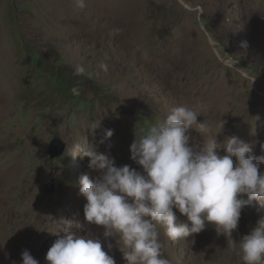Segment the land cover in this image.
<instances>
[{"label": "rangeland", "instance_id": "374dc122", "mask_svg": "<svg viewBox=\"0 0 264 264\" xmlns=\"http://www.w3.org/2000/svg\"><path fill=\"white\" fill-rule=\"evenodd\" d=\"M185 2L201 10L180 0H85L83 8L77 0H0V264H22L25 250L48 264L46 253L68 223L86 225L115 264H125L118 238L84 219L79 180L98 175L79 152L85 138L115 166L142 172L130 145L171 108L187 105L210 134L223 123L221 155L226 138L237 136L264 156V0ZM78 65L85 75H73ZM107 129L114 134L100 143ZM187 134L191 145L203 144L194 128ZM55 136L66 149L52 159ZM261 219L264 204L253 201L232 239ZM158 231L171 264H243L212 223L175 242L163 226Z\"/></svg>", "mask_w": 264, "mask_h": 264}, {"label": "clouds", "instance_id": "9594fccd", "mask_svg": "<svg viewBox=\"0 0 264 264\" xmlns=\"http://www.w3.org/2000/svg\"><path fill=\"white\" fill-rule=\"evenodd\" d=\"M180 3L188 11L201 10L185 0ZM77 5L85 7V0H77ZM99 67L108 71L104 62ZM85 74L82 65L73 72L77 77ZM71 92L79 96V86H73ZM200 115L187 105L173 107L162 121L136 137L130 145V158L142 172L128 165L115 166L114 158L99 153L87 138L79 145L81 155L89 158V169L98 173L93 178L84 174L79 180V194L86 200L84 219L87 225L102 226L105 238H118L125 264H171L163 255L158 225L175 242L200 233L206 222L228 237L231 247L238 248L243 264H264V219L250 234L232 239L242 209L253 201L264 204V174L259 172L264 156H254L252 146L237 136L226 138L225 154L221 155L217 134L223 123L219 132L210 134L205 122H197ZM193 128L204 137L199 147L190 144L187 133ZM113 134V130H105L100 143ZM174 209L186 216V222H177ZM71 224L47 251L48 264H115L86 225L77 223L73 230ZM107 247L110 250L112 244ZM21 256L22 264H39L27 250Z\"/></svg>", "mask_w": 264, "mask_h": 264}, {"label": "water", "instance_id": "95a60500", "mask_svg": "<svg viewBox=\"0 0 264 264\" xmlns=\"http://www.w3.org/2000/svg\"><path fill=\"white\" fill-rule=\"evenodd\" d=\"M66 149V143L59 137L55 136L49 143L48 155L50 158L60 157ZM48 186V192L53 190V186Z\"/></svg>", "mask_w": 264, "mask_h": 264}]
</instances>
